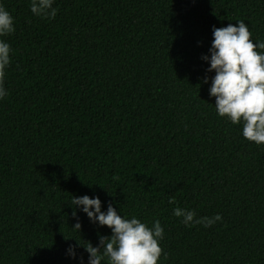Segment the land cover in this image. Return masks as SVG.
Returning <instances> with one entry per match:
<instances>
[{"label":"trees","instance_id":"trees-1","mask_svg":"<svg viewBox=\"0 0 264 264\" xmlns=\"http://www.w3.org/2000/svg\"><path fill=\"white\" fill-rule=\"evenodd\" d=\"M0 5L15 27L0 37V264H79L69 244L111 236L71 205L84 195L158 220L163 264H264V145L216 114L202 59L213 27L242 20L264 41V0H55L54 19ZM177 206L222 220L185 227Z\"/></svg>","mask_w":264,"mask_h":264},{"label":"clouds","instance_id":"clouds-1","mask_svg":"<svg viewBox=\"0 0 264 264\" xmlns=\"http://www.w3.org/2000/svg\"><path fill=\"white\" fill-rule=\"evenodd\" d=\"M54 3L55 0H30L29 10L36 17L54 19L57 15ZM14 31L13 16L0 5V37ZM250 37L248 26L242 20L236 21L235 25L213 27L210 56L205 55L202 59L209 65L207 71L215 73L209 96L215 98L216 114L233 125H242V137L259 146L264 145V41L253 42ZM10 52L9 43L0 39V100L8 95L3 80L11 63ZM204 82H208L207 78ZM71 205L82 211L91 223L109 228L111 236H100L96 247L90 242L76 246L69 244L66 254L70 259L85 264L84 258L77 256L79 246L87 253L86 264H163L162 255L167 259L160 247L164 228L158 220L149 227L135 216L127 219L118 215L111 204L102 211L99 197H72ZM172 214L185 227L199 224L209 228L222 220L219 214L197 218L194 210L178 206L173 208ZM80 228L77 222L72 230L79 232Z\"/></svg>","mask_w":264,"mask_h":264}]
</instances>
